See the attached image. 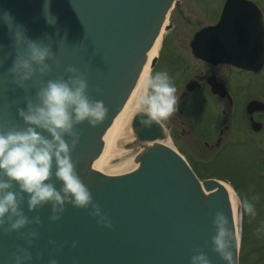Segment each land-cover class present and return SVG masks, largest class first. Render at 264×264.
<instances>
[{
	"label": "water",
	"instance_id": "obj_1",
	"mask_svg": "<svg viewBox=\"0 0 264 264\" xmlns=\"http://www.w3.org/2000/svg\"><path fill=\"white\" fill-rule=\"evenodd\" d=\"M175 1L0 0V128L23 126L17 109L35 99L38 80L67 79L65 69L78 68L87 78L89 96L103 101L108 114L98 125L85 121L77 126L80 141L72 159L93 202L112 225L99 223L98 217L90 215L91 208L72 205H66L61 219L52 222L51 205L29 212L25 202V214L30 219L39 216L41 224L10 234L0 231V264H15L13 253L18 247L32 255L26 264H50L52 259L57 264H190L197 250L206 253L211 264H224L210 250L212 219L218 210L235 230L234 260L239 264L241 230L234 222L230 194L219 179L201 180L179 151L159 143L169 138L160 121L144 127L146 117L136 113L131 121L134 139L127 146L141 148L138 164L112 176L97 171L108 130L115 128L150 48L168 28L165 22ZM46 2L54 24L45 16ZM5 13L26 29L28 39L51 44L56 55V62H49L48 75L41 78L37 73L25 88L13 83L8 72L15 53L23 48L15 47L2 19ZM206 32L219 41H230L229 49L214 54L218 60L253 71L260 68L263 16L253 1L226 0L217 22L199 35ZM55 170L54 165L50 182L59 189L62 183L56 180ZM31 229L39 236L29 247L22 233Z\"/></svg>",
	"mask_w": 264,
	"mask_h": 264
},
{
	"label": "clouds",
	"instance_id": "obj_2",
	"mask_svg": "<svg viewBox=\"0 0 264 264\" xmlns=\"http://www.w3.org/2000/svg\"><path fill=\"white\" fill-rule=\"evenodd\" d=\"M45 3L44 12L50 24L55 18L48 13ZM13 35L17 51L8 72L14 77L13 83L21 88L39 74L41 78L51 70L49 62H56V55L51 44H44L28 39L26 29L14 24L10 14L2 17ZM63 76L37 81L35 99H28L25 107L17 112L23 126L0 128V231L5 234L20 232L31 225L39 226V216L29 218L23 205L27 203L29 212L51 205L50 221L61 219L66 205L79 209L91 208L90 215L99 218V223L111 228L112 225L93 202L90 189L84 184L76 170L77 162L72 153L80 141L77 126L87 121L90 126L103 122L108 108L103 101L95 100L88 94V81L78 68L69 66ZM176 88L170 82L167 72L144 75L141 90L135 103L143 113L144 127H151L154 122L167 120L178 109L179 97ZM55 178L62 183L57 189L50 181ZM234 206L243 208L244 213L255 217L254 204L247 198L237 199ZM214 235L211 237V251L219 256L224 264H235L234 247L237 239L234 228L229 227V220L222 210L216 211L212 219ZM29 247L38 238L35 229L22 233ZM50 244L54 243L49 241ZM76 244L73 242V247ZM15 264H26L32 259L27 248L18 247L13 253ZM50 264H57L55 259ZM190 264H211L208 255L197 250L190 258Z\"/></svg>",
	"mask_w": 264,
	"mask_h": 264
},
{
	"label": "flooded vegetation",
	"instance_id": "obj_3",
	"mask_svg": "<svg viewBox=\"0 0 264 264\" xmlns=\"http://www.w3.org/2000/svg\"><path fill=\"white\" fill-rule=\"evenodd\" d=\"M212 1H205L203 8H200L199 11L205 10V14L198 24L184 36H178L183 40L181 49H176L177 45H174L169 53L167 51L163 55L161 50L165 38H162L161 54L159 51L151 71L160 68L164 72L166 69L179 97L177 112L162 125L169 137L173 133L172 128L180 127L182 139L192 142L193 149L180 151L198 177V166L215 164L223 156L230 165L235 166L237 163L236 166H239L237 159L240 154L248 159L247 169H256L254 163V166L251 165L257 158L259 168L263 171L264 60L257 71L218 60L214 54L218 49H229L230 41L227 38L219 41L207 32L199 35L203 29L217 22L226 0L219 2L218 9L214 8L215 2ZM251 1L262 12L264 29V0ZM184 9V12L189 10L186 7ZM192 15L190 10L185 12V19ZM167 25L165 32L174 28L173 22ZM178 42L179 39L175 43ZM176 74L179 78L173 79ZM191 112L194 114L192 118L188 116ZM246 173L250 172L246 170ZM260 191L264 193V187Z\"/></svg>",
	"mask_w": 264,
	"mask_h": 264
},
{
	"label": "rangeland",
	"instance_id": "obj_4",
	"mask_svg": "<svg viewBox=\"0 0 264 264\" xmlns=\"http://www.w3.org/2000/svg\"><path fill=\"white\" fill-rule=\"evenodd\" d=\"M208 0H176L173 4V7L170 11L167 23H174V28L170 31H163L164 47L162 48V54L170 52V49H173L174 45H177L176 49H181L182 39L178 36H184L189 30L194 28L198 23V20L204 17L205 10L199 11L202 5ZM223 0H213L215 2V7L218 9L220 3ZM263 1V0H262ZM211 2V5L213 4ZM220 2V3H219ZM264 2V1H263ZM188 8L192 12V16L185 19L184 8ZM198 8V9H197ZM203 8V7H202ZM214 10V9H213ZM195 12V15H194ZM206 16V15H205ZM209 18V16H208ZM179 39V42L176 44V40ZM163 41V40H162ZM161 51L159 54H161ZM165 68V64L163 66ZM166 72V69H164ZM157 72H162L159 70L152 71L153 74ZM173 79L179 78L176 75H173ZM179 86V85H178ZM178 88V87H177ZM190 118L194 116L191 112L188 114ZM167 120H160L163 122ZM196 123V122H195ZM180 127L172 128L173 135L170 134V139L173 142L175 149L181 153V149L185 152L190 151L192 148V142L188 140H183L180 135ZM194 147V146H193ZM247 157L238 156L237 161H239V166L230 165L227 160L223 159L220 161L218 158L217 163L211 165L198 166L197 172L201 180L206 178H215L219 179L222 182L228 184L236 196L240 199L247 198L250 202L254 204L256 215L255 217L249 216L244 213L242 207L238 210L241 215L240 218V248H239V264H264V193H261L260 190L263 189L264 184V167L263 171L259 168L257 158H254L252 161L256 166L255 170L247 169ZM246 163V164H245ZM258 168V169H257ZM246 170L250 173H246ZM258 176H261L260 178ZM263 183V184H262ZM262 184V185H261ZM262 187V188H261Z\"/></svg>",
	"mask_w": 264,
	"mask_h": 264
},
{
	"label": "bare ground",
	"instance_id": "obj_5",
	"mask_svg": "<svg viewBox=\"0 0 264 264\" xmlns=\"http://www.w3.org/2000/svg\"><path fill=\"white\" fill-rule=\"evenodd\" d=\"M167 22L168 19L165 24ZM162 38L163 32L160 33V35L150 48L141 74L137 80V83L133 91L131 92L129 98L127 99V101L119 112L115 128H109L108 130L99 164L97 167V171L107 176H112L116 173H119L129 167L138 164L136 162V155L141 150V148H132L127 146L134 139L133 131L131 128V121L133 116L139 112L135 100L141 90V84L145 73L151 70L150 64L152 62V59L155 58L158 52L160 51ZM159 143H162L175 149V146L170 138L159 140ZM220 182L224 185V187L230 194L234 222L235 224H237V228H239L238 226L240 223L241 213L239 214L237 208L234 206V201L237 199V196L228 184L222 182L221 180Z\"/></svg>",
	"mask_w": 264,
	"mask_h": 264
}]
</instances>
